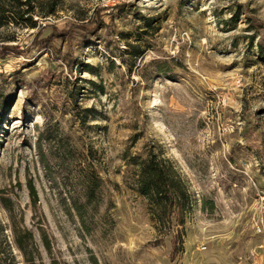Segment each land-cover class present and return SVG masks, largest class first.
<instances>
[{
	"label": "rangeland",
	"instance_id": "obj_1",
	"mask_svg": "<svg viewBox=\"0 0 264 264\" xmlns=\"http://www.w3.org/2000/svg\"><path fill=\"white\" fill-rule=\"evenodd\" d=\"M31 1L0 28V264H264V0ZM151 153L183 226L137 192Z\"/></svg>",
	"mask_w": 264,
	"mask_h": 264
},
{
	"label": "trees",
	"instance_id": "obj_2",
	"mask_svg": "<svg viewBox=\"0 0 264 264\" xmlns=\"http://www.w3.org/2000/svg\"><path fill=\"white\" fill-rule=\"evenodd\" d=\"M21 5L29 6L30 11L21 14ZM34 11L35 9L31 0H26L24 2L21 0H0V28L10 23L20 24L21 22L30 28H36L37 22L33 21V17H25L26 14H33ZM54 12L55 9H51L43 17L53 15ZM262 52L264 55V51ZM139 167V174L136 180L137 192L148 200L154 210V216H157L159 220H163V216L172 220L175 215L176 225L179 227L181 225L183 226L185 224L184 212L186 210L187 200L182 190L171 180L166 165L158 160L156 155L151 153L147 155L146 159L139 163ZM100 184L101 181L97 177L93 178L88 174L85 176L82 185L86 204L89 205L97 200L101 190ZM71 200L81 222H84L82 210L85 206L80 205L78 199L74 196H71ZM161 210L163 214L160 213ZM179 234L178 232V235ZM181 237L182 236H179V239H181ZM18 246L19 250H21L27 260H29L30 253L27 248L22 243H19ZM29 263L35 264L32 260H29Z\"/></svg>",
	"mask_w": 264,
	"mask_h": 264
},
{
	"label": "built area",
	"instance_id": "obj_3",
	"mask_svg": "<svg viewBox=\"0 0 264 264\" xmlns=\"http://www.w3.org/2000/svg\"><path fill=\"white\" fill-rule=\"evenodd\" d=\"M257 198L259 200V205H260L261 209L264 211V191L259 192L257 195ZM262 225L264 227V220L262 222Z\"/></svg>",
	"mask_w": 264,
	"mask_h": 264
}]
</instances>
